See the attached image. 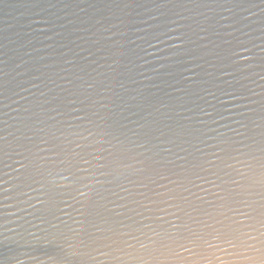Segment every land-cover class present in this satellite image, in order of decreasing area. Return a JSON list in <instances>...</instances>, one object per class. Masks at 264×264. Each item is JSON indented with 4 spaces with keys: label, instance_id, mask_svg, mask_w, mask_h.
Returning a JSON list of instances; mask_svg holds the SVG:
<instances>
[{
    "label": "water",
    "instance_id": "water-1",
    "mask_svg": "<svg viewBox=\"0 0 264 264\" xmlns=\"http://www.w3.org/2000/svg\"><path fill=\"white\" fill-rule=\"evenodd\" d=\"M0 264H264V0H0Z\"/></svg>",
    "mask_w": 264,
    "mask_h": 264
},
{
    "label": "snow or ice",
    "instance_id": "snow-or-ice-1",
    "mask_svg": "<svg viewBox=\"0 0 264 264\" xmlns=\"http://www.w3.org/2000/svg\"><path fill=\"white\" fill-rule=\"evenodd\" d=\"M229 243H231V241H228Z\"/></svg>",
    "mask_w": 264,
    "mask_h": 264
}]
</instances>
